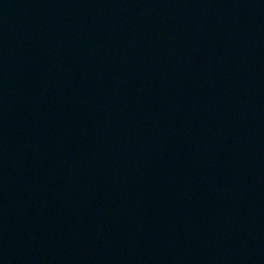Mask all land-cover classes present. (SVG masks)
Here are the masks:
<instances>
[{"label":"water","instance_id":"obj_1","mask_svg":"<svg viewBox=\"0 0 264 264\" xmlns=\"http://www.w3.org/2000/svg\"><path fill=\"white\" fill-rule=\"evenodd\" d=\"M0 264H264V0H0Z\"/></svg>","mask_w":264,"mask_h":264}]
</instances>
